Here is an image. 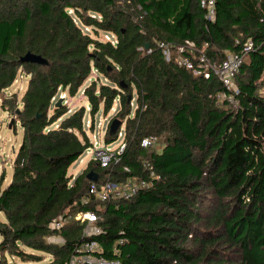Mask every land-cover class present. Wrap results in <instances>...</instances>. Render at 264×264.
Segmentation results:
<instances>
[{"label":"trees","instance_id":"trees-1","mask_svg":"<svg viewBox=\"0 0 264 264\" xmlns=\"http://www.w3.org/2000/svg\"><path fill=\"white\" fill-rule=\"evenodd\" d=\"M187 41L212 63L254 43L236 104L221 100L230 92L217 77L195 76L159 46ZM28 53L47 64L21 62ZM20 75L21 100L6 95ZM80 94L88 110L71 108ZM1 95L23 142L0 191V264H71L89 242L121 264H264V0H216L213 21L198 0H0ZM114 108L103 143L122 133L125 152L70 175L94 146L87 113L92 130ZM116 119L124 128L111 136ZM151 135L161 149L142 147ZM144 162L160 177L151 189L129 200L90 195L94 184L147 177ZM87 212L95 223L76 219Z\"/></svg>","mask_w":264,"mask_h":264},{"label":"built area","instance_id":"built-area-1","mask_svg":"<svg viewBox=\"0 0 264 264\" xmlns=\"http://www.w3.org/2000/svg\"><path fill=\"white\" fill-rule=\"evenodd\" d=\"M201 8L205 11V18L213 21L216 16V0H198ZM106 40L116 43L115 38L109 35L105 36ZM239 44V42H237ZM160 48L164 50L166 59L169 61L172 58L173 52L176 53V62L179 67L186 68L194 73L195 76L203 77L204 79H211L213 76L217 77L223 85L226 87L230 94L220 95L221 100H227L236 104L237 100L235 94L239 93V90L235 84L236 75L239 73L246 55L254 47L252 41H248L243 48L241 54H230L227 59L221 63H212L208 59V56L202 51L199 56H194V51L191 50L195 47L193 42L187 41L186 45L173 48L172 45L161 43ZM207 47V44L205 45ZM186 52L190 53V56H185ZM66 96V95H65ZM65 96L62 97L65 99ZM122 139L120 144L115 148H111L104 143L100 144L97 141L94 142V146L88 149L86 152H90L91 159L100 164L102 168H107L109 165L118 161V156L122 155L126 150V144L123 140V134H120ZM95 139V138H94ZM159 145V138L156 135L145 137L142 140V147L144 148H157ZM144 168L147 171L148 176L141 179H130L126 183L115 184L107 183L101 188H98L95 184L90 188V195L105 202L110 199H125L129 200L139 194L142 191L149 190L153 187L154 182L160 177L155 171L153 165L150 162H144ZM130 171L129 168L125 169ZM77 220L88 221L89 224L97 221V215L93 212H87L80 214L76 218ZM65 220H60L54 224L56 228H60ZM88 233L97 235L100 230L95 228L87 229ZM82 256L80 258L73 259L71 264H121L119 259H106L105 257L98 256L96 254L102 253V248L97 242H89L85 244L82 249Z\"/></svg>","mask_w":264,"mask_h":264},{"label":"rangeland","instance_id":"rangeland-1","mask_svg":"<svg viewBox=\"0 0 264 264\" xmlns=\"http://www.w3.org/2000/svg\"><path fill=\"white\" fill-rule=\"evenodd\" d=\"M86 84H89V82ZM27 85H28V78L25 77L24 75H20L18 80L14 83V85L11 86L6 91V95L10 96L13 94H17L19 96L18 99L21 100L23 94L27 89ZM65 95H66L65 93H61L59 95V98L62 99V97H64ZM1 98H3V95L0 96V191L5 189L12 180L13 163L16 154L19 151L23 142V129L21 128V125L19 123L16 125L15 129L13 128V126H11V122L12 120L14 122V119L11 118L9 113L3 110V108L1 107V101H2ZM66 98L67 95L65 96V99ZM69 103L71 108L74 110L80 109L81 107H86L87 110L89 109V104L87 99H85L81 94L75 99L69 100ZM114 115H115V108L107 116L100 113L95 118V122H96L95 128L90 130L89 128L90 117L89 114L87 113V117H86L87 136L90 137V139H92L94 142L97 141L100 144H102L104 142V136L108 128V124L110 120L114 117ZM123 128L124 125L122 126L121 129ZM121 140L122 139L120 138L118 142L114 143L110 147L115 148L120 144ZM158 149H161V145L158 147ZM90 160H91V154L90 152H86L81 160L73 164V166L70 168L69 174L74 175L75 177L78 176L87 167ZM3 176L5 177L4 182H2L1 180ZM0 217L3 220H5V217L3 215H0ZM1 259L2 258L0 255V260ZM7 260L9 261V264H22V262L18 258L7 257Z\"/></svg>","mask_w":264,"mask_h":264},{"label":"water","instance_id":"water-1","mask_svg":"<svg viewBox=\"0 0 264 264\" xmlns=\"http://www.w3.org/2000/svg\"><path fill=\"white\" fill-rule=\"evenodd\" d=\"M150 45L147 44L146 45V49H149ZM21 62L23 63H37V64H41V65H46L47 64V61L42 58L41 56H38V55H34V54H31V53H28L26 54L24 57H22L21 59ZM131 96L129 98V101H131ZM63 102V98L60 99L57 103V106H60ZM13 124V120L11 122V126ZM122 127V122L120 120H114L110 126V129H109V134L111 136H115L118 131L120 130V128ZM87 178L91 181V182H98L99 180V175L97 173H94V172H91L88 174Z\"/></svg>","mask_w":264,"mask_h":264},{"label":"crops","instance_id":"crops-1","mask_svg":"<svg viewBox=\"0 0 264 264\" xmlns=\"http://www.w3.org/2000/svg\"><path fill=\"white\" fill-rule=\"evenodd\" d=\"M116 107H117V105H116ZM116 110V109H115Z\"/></svg>","mask_w":264,"mask_h":264}]
</instances>
